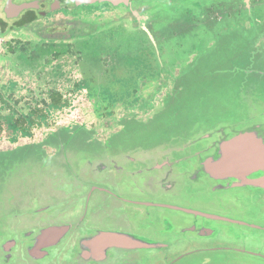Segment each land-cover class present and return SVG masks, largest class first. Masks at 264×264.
Returning a JSON list of instances; mask_svg holds the SVG:
<instances>
[{"label": "flooded vegetation", "instance_id": "obj_1", "mask_svg": "<svg viewBox=\"0 0 264 264\" xmlns=\"http://www.w3.org/2000/svg\"><path fill=\"white\" fill-rule=\"evenodd\" d=\"M28 1L34 0H16L15 3ZM37 1L38 6L7 19L3 12L6 0H2L0 20L5 25H15L30 22L38 16L66 11L70 3L75 5L73 0ZM138 1L104 0L100 4L122 8L124 13L120 16L129 25L139 28L143 44L147 40L152 44L161 66H172L183 59L181 57L189 55L199 57L215 44L220 47L214 52L213 63L208 65L216 66L221 61L227 64L225 59L228 58L221 55L228 46L224 39L230 32H237L240 37L236 39L242 42L236 51L243 57L242 63H233L240 67L234 72L237 74L219 79L215 71L202 64L196 69L197 64L193 63L189 73L200 78L190 80L205 87L206 92L203 97L208 110L204 116L209 119L204 122L195 121V110L186 112L194 115L193 125L189 127L185 125L186 120L179 117L185 111H150L147 118H143L142 125L157 120L160 127L172 129V132L164 135L155 131L149 138L140 137L133 143L123 136L125 142L106 143L95 153L73 157L72 161L62 160L59 169L44 174L51 169L48 164L47 170L44 169L36 180L38 196L34 201L24 202L21 211L8 209L3 216L5 227L0 233V264H240L238 261L245 264L243 260L252 258L248 254H211L216 229L210 214L251 220V210L256 206L253 207V192L224 196L221 188L218 189L221 192L212 193L210 185L205 182V192L200 191L203 184H197L194 169L198 164L191 159L194 156L188 155H195L198 149L194 143L185 142L195 127L203 126L204 132L210 133L212 115L226 116L227 111L218 108L230 104L232 96H264V74L261 79H251L254 72L246 71V67L257 63L252 60L254 54L262 50V43L264 48V0H155L151 7H141V10L136 7ZM84 5L97 3L76 4L77 8ZM148 9H154L153 19L146 12ZM241 29H255L257 36L260 33V39H254L252 35L253 38L243 40L245 31ZM232 39L229 42L234 44ZM136 52L140 53L139 59L130 52L126 53L125 65H131L133 69L151 65L142 60L145 54L142 47ZM241 71L247 72V76L240 75ZM178 83L176 80L173 91ZM141 120L134 116L120 118V128H114L105 140H115L129 129L140 127ZM228 134L234 135V132ZM180 165H190L191 170ZM260 165L257 167L264 168ZM260 173L264 174V170ZM201 177L211 176L203 170ZM212 195L215 198L212 199ZM173 204L184 209L173 207ZM228 205L235 207L234 214L228 212ZM222 229L225 231L223 237L214 244L218 251L227 249V232L226 228ZM259 243L257 240L251 244L258 247ZM9 250L13 255L3 257L2 254Z\"/></svg>", "mask_w": 264, "mask_h": 264}, {"label": "rangeland", "instance_id": "obj_2", "mask_svg": "<svg viewBox=\"0 0 264 264\" xmlns=\"http://www.w3.org/2000/svg\"><path fill=\"white\" fill-rule=\"evenodd\" d=\"M154 1L139 0L135 4L141 10V7H151ZM68 7L61 13L38 16L30 22L6 24L4 33L0 32V98L11 106L8 109L0 100V115L7 116L9 112L15 116L29 115L34 107H43V102L50 101L52 91L61 93L68 101L59 110L50 111L48 119L33 129L32 134L19 133L16 127L7 124L3 126L0 233L4 231L2 220L8 209L21 211L24 202L34 201L38 196L36 180L48 164L51 169L44 174L59 169L62 160L72 161L73 157L95 153L106 143L125 142L124 139L133 143L140 137L149 138L155 131L164 135L172 132L160 127L157 120L141 123L150 111L165 108L162 100L172 93L178 73L195 59V55H189L172 66H161L152 44L148 40L143 44L139 28L120 16L124 13L121 7L107 3L78 8L70 3ZM146 12L152 18L154 9ZM8 42L16 47L14 53L7 51ZM23 43L30 44L28 50L52 45V51L63 48L64 53L53 56L49 52L42 57L25 58ZM140 47L145 53L142 60L151 65L137 69L125 65L126 53L139 59L140 53L136 51ZM230 51L224 48L221 55L228 57ZM132 116L142 119L140 127L129 129L115 140H105L114 128H120V118ZM185 125H193V120ZM231 203L234 204L232 200ZM234 208L227 206L230 214H234Z\"/></svg>", "mask_w": 264, "mask_h": 264}, {"label": "water", "instance_id": "obj_3", "mask_svg": "<svg viewBox=\"0 0 264 264\" xmlns=\"http://www.w3.org/2000/svg\"><path fill=\"white\" fill-rule=\"evenodd\" d=\"M49 1L50 0H46V2ZM73 1L77 5H83L85 3H100L104 0ZM38 3L39 1L37 0L22 3H15L13 0H6L3 12L7 19L16 18L25 9L38 6ZM241 30L245 31L242 33L245 37L243 40L253 38V36L254 39H260V33L259 36H257L255 34V29L249 31L248 29ZM239 37L240 36L237 32H230V34L224 39L226 40L225 43L228 44L225 48L231 49L230 54L227 57L228 59H225L227 64H224L223 61H221L219 65L217 64L216 66L208 65L213 63L212 61L216 56L214 52L219 50L217 48L220 47V45L215 44L213 47L207 49L205 54L196 57L185 69L182 68L176 78L179 83L175 90L170 95V98L168 96L162 100V103H164L165 106L164 109L168 111H185V113L179 115V117L184 118L183 121L186 120V122L189 120V116L192 117L190 118L192 120L194 118L193 114L188 115L186 113L189 110L197 111L195 114L196 122H204L206 119H209V117L204 116L205 110H208L205 109L207 103L203 97L204 93H206L204 92L205 87L199 86L190 80L193 79L196 81L197 78L200 77H194V75H191L189 69L193 68V63H196V69L198 65L202 64V66L215 71L218 74L219 79L234 76L237 74L234 72H237L240 67L233 65V63L243 62L242 54L237 53L236 51V48L241 46L242 42V40L236 39ZM228 38L229 40H227ZM231 38H233L235 42L232 46L229 44L232 43V41L229 42ZM224 40H222V42ZM261 47L263 51L259 50L258 53H255L254 59L252 60L253 63H257L246 67V71L251 70L254 72L251 79H261L263 77L262 74H264L263 43L261 44ZM246 74L247 72L245 71H241L240 73V75ZM180 81L186 82L181 83ZM176 89L180 90L176 91ZM194 89L195 99L193 98ZM243 96H232L230 100L229 96L225 95V98L230 100V104H224V106L220 109L218 108V110L227 111V115L223 117L212 115V129L210 133L204 132L203 126L201 128L195 127V129H191L192 135L195 130L196 133L194 136L189 135L185 143H194L198 149L195 155L193 153L188 155L194 156L191 157V159H194L198 164L195 165L194 169H196L195 173L197 176V182L199 181L197 184H203L201 185L202 187L200 188V191L203 190L205 192V182L206 185H210L212 193L219 191L218 189L221 188L222 192H219L224 193V196L242 191L253 192L251 195L254 199L253 207L254 205L256 206L255 209L251 210V220L235 218L227 215L221 216L215 213L210 214L213 218L212 225L216 229V235L212 237L211 254H228L229 256L248 254L251 255L252 258L249 257V259L243 260L245 264H253L254 262L262 264V261L264 260V174L260 172H262L264 168H258L257 166H259V164L264 165V96L258 94H255L254 97ZM193 104L195 109L192 108ZM179 117L175 118L177 119ZM229 131L234 132V135H229ZM200 140L202 142L204 140L203 144ZM180 167H186L185 170H191L190 165H180ZM203 170L208 171L211 177L204 179L202 177L200 178L203 174ZM213 198L215 197L212 195V199ZM172 206H179L180 209H184L179 204H173ZM220 218L224 220H221ZM221 223L224 224L221 225ZM223 227L226 228L227 232V249L224 251H220L219 249L218 251L215 249L214 244L223 237V233L225 232L222 229ZM243 228H246L249 231H244ZM241 239H244V241L242 242ZM257 240H260L258 247L253 246L251 243ZM217 246L219 247V245ZM2 255L3 257L7 255L12 256L13 252L9 250L8 253H3ZM10 259L8 260L10 261ZM238 262L240 264L242 263L241 261Z\"/></svg>", "mask_w": 264, "mask_h": 264}, {"label": "trees", "instance_id": "obj_4", "mask_svg": "<svg viewBox=\"0 0 264 264\" xmlns=\"http://www.w3.org/2000/svg\"><path fill=\"white\" fill-rule=\"evenodd\" d=\"M1 1L0 0V6H1ZM22 23V22H20ZM0 32L4 33L3 29L5 30V24L0 20ZM3 35V34H2ZM1 36V35H0ZM7 45V51L10 53H14L16 51V47L12 46L10 42L6 43ZM29 43H23L21 49L26 50L23 51L24 57L25 58H36V57H42L46 53H52L53 56L60 55L61 53H64L63 48L61 49H55L54 51L51 50L52 45L46 46L43 45L41 47H38V49H29L28 46ZM29 52H28V51ZM49 102H43V107H34L31 110V114L29 115H22L19 114L18 116H15L12 114V112L7 115V116H1L0 115V135L3 133V126H10L12 128L16 127L19 130V133H27V134H32V130L35 128H38L41 126L43 120H47L49 117V112L52 110H59L62 106L67 105L68 101L63 99V96L61 93L57 91H52L49 94ZM1 102L6 104V107L8 109H11V106L8 104V102L3 99L2 97L0 98Z\"/></svg>", "mask_w": 264, "mask_h": 264}]
</instances>
